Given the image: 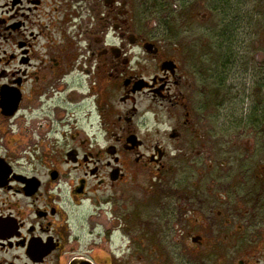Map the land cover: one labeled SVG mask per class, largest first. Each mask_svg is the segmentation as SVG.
I'll return each mask as SVG.
<instances>
[{
    "label": "flooded vegetation",
    "instance_id": "1",
    "mask_svg": "<svg viewBox=\"0 0 264 264\" xmlns=\"http://www.w3.org/2000/svg\"><path fill=\"white\" fill-rule=\"evenodd\" d=\"M137 16L0 0V264H264V164Z\"/></svg>",
    "mask_w": 264,
    "mask_h": 264
},
{
    "label": "rangeland",
    "instance_id": "2",
    "mask_svg": "<svg viewBox=\"0 0 264 264\" xmlns=\"http://www.w3.org/2000/svg\"><path fill=\"white\" fill-rule=\"evenodd\" d=\"M135 14L143 32H152L156 42L180 47L187 64L205 69L212 85L205 88L204 100L215 94L211 105L218 108L219 121L227 123L222 131L236 133L235 163L249 166L252 160L251 184L261 187L257 166L264 164V0H135ZM142 212L143 219H150L149 206ZM141 229L144 242L150 226L143 221Z\"/></svg>",
    "mask_w": 264,
    "mask_h": 264
}]
</instances>
